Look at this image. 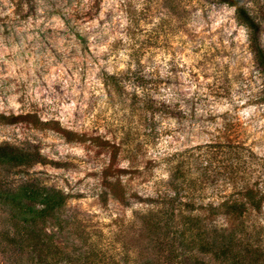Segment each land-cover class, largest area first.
Segmentation results:
<instances>
[{"label":"rangeland","instance_id":"rangeland-1","mask_svg":"<svg viewBox=\"0 0 264 264\" xmlns=\"http://www.w3.org/2000/svg\"><path fill=\"white\" fill-rule=\"evenodd\" d=\"M262 90L246 29L214 0H0V144L43 161L9 179L63 191L73 223L122 234L128 264L152 254L138 199L166 158L232 140L264 159ZM219 178L206 196L231 191Z\"/></svg>","mask_w":264,"mask_h":264},{"label":"trees","instance_id":"trees-1","mask_svg":"<svg viewBox=\"0 0 264 264\" xmlns=\"http://www.w3.org/2000/svg\"><path fill=\"white\" fill-rule=\"evenodd\" d=\"M214 1L233 8L247 31L248 48L263 76L264 105V0ZM16 2L22 7L33 0ZM42 162L24 146L0 144V264H128L136 250L130 251L122 234L106 241L73 223L63 191L29 177L9 179L12 168ZM165 167L167 177L153 196L138 199V230L152 252L147 264H264V225L251 223L264 201V189L252 181L259 175L264 186V159L225 140L172 155ZM216 175L231 191L208 197ZM64 232L69 246L60 237Z\"/></svg>","mask_w":264,"mask_h":264}]
</instances>
